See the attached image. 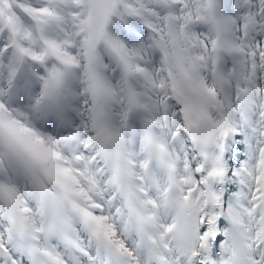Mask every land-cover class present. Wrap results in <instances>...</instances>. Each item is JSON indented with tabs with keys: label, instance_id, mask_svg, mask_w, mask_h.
I'll return each instance as SVG.
<instances>
[{
	"label": "snow or ice",
	"instance_id": "obj_1",
	"mask_svg": "<svg viewBox=\"0 0 264 264\" xmlns=\"http://www.w3.org/2000/svg\"><path fill=\"white\" fill-rule=\"evenodd\" d=\"M0 264H264V0H0Z\"/></svg>",
	"mask_w": 264,
	"mask_h": 264
}]
</instances>
